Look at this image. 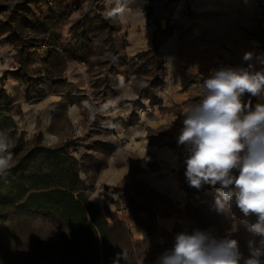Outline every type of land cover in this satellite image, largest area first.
I'll return each instance as SVG.
<instances>
[{
    "label": "rangeland",
    "instance_id": "obj_1",
    "mask_svg": "<svg viewBox=\"0 0 264 264\" xmlns=\"http://www.w3.org/2000/svg\"><path fill=\"white\" fill-rule=\"evenodd\" d=\"M180 1L0 0V118L16 125L10 146L20 134L25 149L35 139L67 144L84 195L107 215L112 247L127 253L124 264H157L177 233L195 229L231 233L244 257L247 241L259 240L244 223L255 216L211 210L219 185L197 190L185 177L186 146L177 144L184 115L219 67L181 68ZM256 41L264 51V36ZM7 134L0 129L5 143ZM16 159L0 149V167ZM67 231L45 212L0 207V264H90L83 253L88 260L60 256Z\"/></svg>",
    "mask_w": 264,
    "mask_h": 264
},
{
    "label": "clouds",
    "instance_id": "obj_2",
    "mask_svg": "<svg viewBox=\"0 0 264 264\" xmlns=\"http://www.w3.org/2000/svg\"><path fill=\"white\" fill-rule=\"evenodd\" d=\"M260 70L251 63L253 52L244 53L247 67L221 65L202 83L199 103L186 109L177 140L186 146L185 177L190 187H216L211 210L226 215L233 206L245 218L246 231L259 237L247 241L244 257L239 241L228 233L222 238L211 229L180 232L173 247L157 264H264V54ZM258 97L254 106L245 96ZM5 140L0 135V149ZM127 259L117 253L112 264Z\"/></svg>",
    "mask_w": 264,
    "mask_h": 264
},
{
    "label": "trees",
    "instance_id": "obj_3",
    "mask_svg": "<svg viewBox=\"0 0 264 264\" xmlns=\"http://www.w3.org/2000/svg\"><path fill=\"white\" fill-rule=\"evenodd\" d=\"M153 39L157 49L156 33ZM0 129L9 135L1 149L5 160L17 158L0 167V207L45 212L65 223L68 231L61 235L60 256L79 259L83 253L90 264H112L118 252L111 244L107 215L84 195L77 161L69 155L67 144L49 147L35 139L25 149L20 134L10 146L16 125L6 115L0 118Z\"/></svg>",
    "mask_w": 264,
    "mask_h": 264
},
{
    "label": "crops",
    "instance_id": "obj_4",
    "mask_svg": "<svg viewBox=\"0 0 264 264\" xmlns=\"http://www.w3.org/2000/svg\"><path fill=\"white\" fill-rule=\"evenodd\" d=\"M185 4H190L187 10ZM177 31H185L183 65L208 71L215 67H247L245 52H253L255 70L264 51L256 36H264V0H181ZM201 43L206 49L199 48ZM181 48V46H180Z\"/></svg>",
    "mask_w": 264,
    "mask_h": 264
},
{
    "label": "snow or ice",
    "instance_id": "obj_5",
    "mask_svg": "<svg viewBox=\"0 0 264 264\" xmlns=\"http://www.w3.org/2000/svg\"><path fill=\"white\" fill-rule=\"evenodd\" d=\"M0 163H3L2 161H0Z\"/></svg>",
    "mask_w": 264,
    "mask_h": 264
},
{
    "label": "bare ground",
    "instance_id": "obj_6",
    "mask_svg": "<svg viewBox=\"0 0 264 264\" xmlns=\"http://www.w3.org/2000/svg\"><path fill=\"white\" fill-rule=\"evenodd\" d=\"M137 144V143H136Z\"/></svg>",
    "mask_w": 264,
    "mask_h": 264
}]
</instances>
